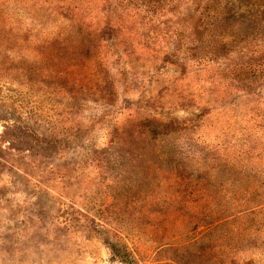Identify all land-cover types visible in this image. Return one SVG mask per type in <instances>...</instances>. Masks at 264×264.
Listing matches in <instances>:
<instances>
[{"label": "rangeland", "instance_id": "1", "mask_svg": "<svg viewBox=\"0 0 264 264\" xmlns=\"http://www.w3.org/2000/svg\"><path fill=\"white\" fill-rule=\"evenodd\" d=\"M0 264H264V0H0Z\"/></svg>", "mask_w": 264, "mask_h": 264}]
</instances>
